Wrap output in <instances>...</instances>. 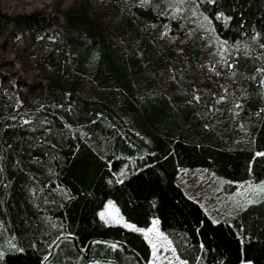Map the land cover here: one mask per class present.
I'll return each mask as SVG.
<instances>
[{"label": "trees", "instance_id": "trees-1", "mask_svg": "<svg viewBox=\"0 0 264 264\" xmlns=\"http://www.w3.org/2000/svg\"><path fill=\"white\" fill-rule=\"evenodd\" d=\"M91 1L52 16L0 7V36L11 49L24 50L39 35L62 57H71L77 72L63 67L72 77L68 86L61 74L47 85L24 86L19 98L35 118L30 124L4 118L14 112L0 96V264H43L45 257L57 264H148L151 248L141 231L100 218L107 201L139 229L158 218L177 257L188 264H264V198L231 224L214 223L176 182L179 167L198 166L232 182L264 181V157L256 155L264 153L258 76L264 61L254 58L264 56V0H186L210 24L228 66L239 69L233 76L213 66L198 36L182 56L159 42L155 33L167 22L178 37L185 36L182 20L167 17L168 0L145 6L131 0L126 11L124 0H109L105 16L119 17L115 30L103 17L89 15ZM146 21L157 23L156 30L146 28ZM77 26L84 30L72 31ZM251 61L258 77L240 74ZM90 62L91 78L108 90L105 101L77 94L78 75ZM233 92L243 100L241 117L248 118L251 141L245 146L236 145L245 132L234 117ZM34 156L37 163L28 168L26 159ZM31 190L41 208L27 207ZM39 212L62 228L42 232ZM63 233L72 237L69 244L59 253V243L50 250ZM93 240L100 242L91 245Z\"/></svg>", "mask_w": 264, "mask_h": 264}, {"label": "rangeland", "instance_id": "rangeland-1", "mask_svg": "<svg viewBox=\"0 0 264 264\" xmlns=\"http://www.w3.org/2000/svg\"><path fill=\"white\" fill-rule=\"evenodd\" d=\"M131 0H124L122 2L121 10L126 11L130 5ZM147 3L143 0H138V5L145 6ZM186 0H168V6L166 10L169 9L168 19H181V26L185 30V36L183 38L178 37L177 34L171 31L170 24L167 22L164 24L163 28L155 33L159 42L164 46L173 45L175 48H178V56H182L183 53L187 50V45L190 40L197 38L198 43L204 46L205 52L212 56L213 66L224 73L228 72L229 76H233L238 73L239 69L234 68V65L229 64V56L225 54L222 49V44L216 39L211 31L210 24L205 19L204 16H199L195 11L194 7L188 4ZM81 4V0H0V7L8 13H18V14H28L35 11H44L47 16H52L53 13L63 12L64 10L71 9L73 12H76ZM187 4L189 6H187ZM89 15L103 17V23L106 24L110 29H117L119 25V17L115 18L113 21L110 20L107 11L110 9L109 0H92L89 5ZM146 28L150 30H156L157 23L155 22H145ZM75 30V31H74ZM84 28L82 26L72 29V31L80 33ZM200 30L201 32L197 35L196 33ZM49 41H52L53 38H49ZM15 42V40H14ZM244 58L248 59L249 54L244 53ZM258 62L264 61V56L254 57ZM253 59V57L251 58ZM71 57L64 58L60 55L58 49L53 50V45L42 43L41 36H36L32 43L26 49L16 50L11 49L10 46L6 44L4 38L0 36V96L10 102L12 111L14 115L6 113L4 118H10L11 120L16 119L20 124H30L35 118L32 113H29L25 108L24 101L19 98V92L23 90L24 86L27 84H33L35 82L42 83L44 85L49 84L53 78L61 74L63 82L68 86L71 81V76L66 75L65 71L63 72V67L66 65L71 66L72 72H76L73 61ZM93 60V58H92ZM252 63L246 64L242 68L240 74L249 75L250 72L253 73V77L257 76L255 71H252ZM87 65V71L83 74H79V89L77 94L79 96H91L93 99L106 100L108 95V90L97 85L91 78L90 73V63ZM230 67V68H229ZM77 73V72H76ZM259 84L262 94V103L259 106V110H264V69L260 73ZM257 76V77H258ZM234 98V117L240 119L242 129L244 132L249 129L248 118L241 117V109L243 105L242 98L236 96V92L232 93ZM12 100V101H11ZM14 100V101H13ZM39 109L36 108L33 112H36ZM124 122L128 127L130 124V118L124 116ZM130 127V126H129ZM30 130L37 131L36 126L29 127ZM138 130V128L136 129ZM144 132V129H141ZM16 141V139H15ZM36 140L35 142H37ZM251 141V135L249 133H243L238 137L237 144L238 146H245L248 142ZM26 148L29 147V137H26L25 141ZM30 155V154H29ZM27 155V157L29 156ZM30 161L26 159L27 167L35 166L37 161L34 157H31ZM121 175L125 174L124 168L119 172ZM176 182L180 185L184 193L195 199L200 203L204 208L206 214L215 222L226 221L232 223L233 218L245 209L249 204L247 201L249 199L255 200L258 202L264 198V192L257 191V186L261 182H254L252 179L232 182L224 177L218 175L217 173L211 171L206 167H179ZM235 184L234 190L231 191L229 187ZM251 185V187H249ZM107 201L104 207L99 211V216L101 219L107 222L118 223L116 218L120 219V224H131L124 220L122 215L119 213L115 205ZM26 204L29 209L41 208L38 204V197L35 191L31 190L27 192L26 195ZM101 213H104V217H101ZM39 219L42 220V232H47L50 234V231L54 229H60L61 223L57 220L49 219L43 217V212H39ZM158 221L156 228L160 233L163 234L162 237L156 238L158 247L156 249V256H153V249L151 244V258L148 264H181L180 260L173 248V246L168 245L167 242L170 241L167 236L163 233L158 218L154 217L152 224L149 228L153 227V221ZM45 224V225H44ZM133 225V224H131ZM148 228V229H149ZM135 229H139L135 227ZM148 229H143L145 232ZM144 234V232H142ZM150 236H154V233H150ZM145 236V235H144ZM166 238V239H165ZM72 239L67 234H62L58 237L57 242H53L49 245V249H53L58 243L60 247L55 250L57 253L62 252L67 246V242ZM63 240V241H62ZM66 240V241H65ZM148 241V240H147ZM100 240L91 241V245ZM105 242V241H103ZM108 243V242H105ZM149 243V242H148ZM109 245L119 246L115 242L108 243ZM96 262L94 264H97ZM43 264H57L54 259L44 258ZM110 264V263H107ZM238 264H253L250 261L242 260Z\"/></svg>", "mask_w": 264, "mask_h": 264}, {"label": "snow or ice", "instance_id": "snow-or-ice-1", "mask_svg": "<svg viewBox=\"0 0 264 264\" xmlns=\"http://www.w3.org/2000/svg\"><path fill=\"white\" fill-rule=\"evenodd\" d=\"M143 2L147 3V0H143ZM209 2L210 3H214L215 0H209ZM219 16H223V13H219L218 14V18H219ZM225 19H230V17H225ZM256 155L259 156V157H264V153H261V152H257ZM249 187H251V185ZM257 191L264 192V182H261V184L257 186ZM247 202L248 203H255V200L249 199ZM109 204H111V202H109ZM101 217L102 218L104 217V213H101ZM116 220H117L118 223L120 222V219L118 217L116 218ZM213 222L215 223V221H213ZM157 223H158V221L154 220L153 221V227L149 228L146 232L143 229H137V231L144 232L145 239H147L149 244H151V246H152L153 256H156V249L158 247L157 242H155L156 238H159V237L163 236V234L160 233L158 231V229L156 228ZM125 227L135 228V226L131 225V224H125ZM150 233H154L155 235L154 236H150L149 235ZM170 243H171L170 241L167 242L168 245H170ZM112 247L115 248L116 245H112ZM181 264H188V262L187 261H181Z\"/></svg>", "mask_w": 264, "mask_h": 264}, {"label": "crops", "instance_id": "crops-1", "mask_svg": "<svg viewBox=\"0 0 264 264\" xmlns=\"http://www.w3.org/2000/svg\"><path fill=\"white\" fill-rule=\"evenodd\" d=\"M77 248L79 249L80 248V252H82L83 251V247H81L79 244H77ZM65 257H64V259H62V262H67L68 261V259H67V257H69L68 255H64ZM67 256V257H66Z\"/></svg>", "mask_w": 264, "mask_h": 264}]
</instances>
